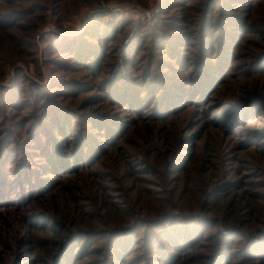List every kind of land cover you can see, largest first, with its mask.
<instances>
[{"label": "rangeland", "instance_id": "rangeland-1", "mask_svg": "<svg viewBox=\"0 0 264 264\" xmlns=\"http://www.w3.org/2000/svg\"><path fill=\"white\" fill-rule=\"evenodd\" d=\"M0 264H264V0H0Z\"/></svg>", "mask_w": 264, "mask_h": 264}, {"label": "trees", "instance_id": "trees-1", "mask_svg": "<svg viewBox=\"0 0 264 264\" xmlns=\"http://www.w3.org/2000/svg\"><path fill=\"white\" fill-rule=\"evenodd\" d=\"M28 28H29V29H32V28H33V25H30ZM223 205H224V203H223ZM228 206H229L230 209H231V206H232V207L234 206V202H233V201H231L230 203L228 202Z\"/></svg>", "mask_w": 264, "mask_h": 264}]
</instances>
